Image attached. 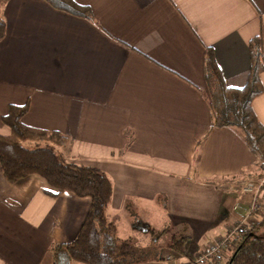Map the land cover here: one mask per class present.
Returning <instances> with one entry per match:
<instances>
[{"label":"crops","instance_id":"crops-1","mask_svg":"<svg viewBox=\"0 0 264 264\" xmlns=\"http://www.w3.org/2000/svg\"><path fill=\"white\" fill-rule=\"evenodd\" d=\"M74 1L94 19L44 0L2 5L0 135L8 106L28 102L23 124L62 133L64 158L109 176L108 220L141 247L169 228L189 237L192 256L248 216L264 223V209L249 213V196L228 186L259 160L237 130L211 127L205 81L208 48L228 87L247 83L255 37L264 63V0ZM259 80L251 106L264 127V69ZM46 188L36 174L10 183L0 168V264H54L51 245L77 236L89 198Z\"/></svg>","mask_w":264,"mask_h":264},{"label":"trees","instance_id":"trees-1","mask_svg":"<svg viewBox=\"0 0 264 264\" xmlns=\"http://www.w3.org/2000/svg\"><path fill=\"white\" fill-rule=\"evenodd\" d=\"M0 0V41L6 32ZM53 8L68 14L93 20L91 9L74 0H44ZM250 69L247 83L242 88L226 86L214 60L211 49H206L205 81L211 110V127H228L237 130L249 150L264 169V127L257 120L251 103L262 93L259 72L264 69L260 37L249 43ZM28 111V102L10 104L1 117L10 129L7 136L0 135V168L3 176L14 183L29 175H39L46 181L45 193L57 196L70 192L90 200L88 211L77 236L68 243L52 244L50 253L54 264H136L149 260H163L157 235L153 245L141 247L133 239H120L116 226L108 220L106 210L112 197V181L102 170L72 162L58 153L57 148L67 144L58 131L27 126L22 117ZM262 225H255L237 240L236 249L227 264H264V235L256 233ZM163 232H169L165 229ZM161 234V233H160ZM189 237L182 233L172 235L165 248L173 256L186 257L193 263V255L186 252ZM157 248V249H155ZM162 248V247H161ZM209 261L208 264H211Z\"/></svg>","mask_w":264,"mask_h":264},{"label":"rangeland","instance_id":"rangeland-1","mask_svg":"<svg viewBox=\"0 0 264 264\" xmlns=\"http://www.w3.org/2000/svg\"><path fill=\"white\" fill-rule=\"evenodd\" d=\"M63 148L64 147H62V148L58 147L57 148L58 153L63 151L62 150ZM249 183H253V187H249V190H247L246 188H248L247 185ZM228 186H230L232 189H234L240 193H244V194L248 195L250 198L249 206H251L252 202L254 201V198H255V200H260L259 209L252 211V213L253 212L258 213L259 210L262 211V209H264V169H259V166H258L253 173H249V174L245 173V175L235 176L232 179H230V181L228 182ZM260 208H262V209H260ZM255 225H257L256 222L252 221L248 216L246 219L240 220L236 224L230 226L228 229V236H226L228 239L224 243V246L220 249V251H218V253L212 257V259L210 260V261H212L211 264H227L228 260L230 259V257L232 256V254L234 253V251L236 249L237 240L244 233L251 231V229ZM236 227H238L239 229L234 232ZM240 228L243 230V232L241 231ZM244 229H247V231L245 232ZM230 230L231 231L233 230V232L229 235ZM255 230H256V233H258L260 235H264V223L262 222V225L259 227V229H255ZM175 233L179 234L181 232H179V231L172 232L169 230V233L166 234V236H164L160 240V241H162V244L156 245V246H159L160 249H158V250L161 252V255L165 256L166 258H171V256L173 257V255L170 254L169 251L168 252L165 251V250H167L165 248V246L168 243H170L172 235ZM152 245L153 244H151L149 246H152ZM149 246H147V247H149ZM155 249H157V248H155ZM200 252H196L195 254H193L192 257L195 258ZM170 261H172V260H170ZM171 263H173V262H171Z\"/></svg>","mask_w":264,"mask_h":264},{"label":"built area","instance_id":"built-area-1","mask_svg":"<svg viewBox=\"0 0 264 264\" xmlns=\"http://www.w3.org/2000/svg\"><path fill=\"white\" fill-rule=\"evenodd\" d=\"M247 187L248 188H246V189L249 190V187H253V183H249L247 185ZM259 207H260V200H255V198H254V201L252 202L251 206H249L248 212L251 213L252 211L259 209ZM238 229L239 228L236 227L235 230L234 229L233 230L235 232ZM233 230L229 231V235L233 232ZM244 230H245V232L247 231V229H244ZM241 231L243 232L242 229H241ZM226 236H228V232L226 233L225 236L214 240L210 245L203 248L201 250V252L195 258H193V263L208 264V262L212 259V257L215 256L218 253V251H220V249L224 246V243L228 239ZM190 264H192V262Z\"/></svg>","mask_w":264,"mask_h":264}]
</instances>
